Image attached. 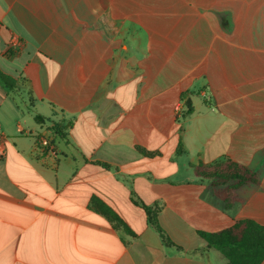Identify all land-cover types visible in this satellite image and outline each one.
I'll return each mask as SVG.
<instances>
[{
  "label": "crops",
  "instance_id": "obj_1",
  "mask_svg": "<svg viewBox=\"0 0 264 264\" xmlns=\"http://www.w3.org/2000/svg\"><path fill=\"white\" fill-rule=\"evenodd\" d=\"M0 71V264H228L199 232L264 226V0H0ZM224 159L261 175L231 207Z\"/></svg>",
  "mask_w": 264,
  "mask_h": 264
},
{
  "label": "trees",
  "instance_id": "obj_2",
  "mask_svg": "<svg viewBox=\"0 0 264 264\" xmlns=\"http://www.w3.org/2000/svg\"><path fill=\"white\" fill-rule=\"evenodd\" d=\"M0 83L6 91L17 88L16 80L0 71ZM59 127V126H58ZM178 154L185 153L179 145ZM145 153V152H144ZM195 173L202 179L211 181L214 194L225 201L228 207L238 201V191L246 187H259V171L250 169L231 159H224L213 164L199 163L194 167ZM93 207L106 216L118 228L132 233L121 217L109 206L94 199ZM147 215L148 224L159 235L166 246H176L161 227L157 206L140 204ZM209 247L218 250L228 264H262L264 262V226L252 219L237 220L228 228L219 232H199Z\"/></svg>",
  "mask_w": 264,
  "mask_h": 264
},
{
  "label": "rangeland",
  "instance_id": "obj_3",
  "mask_svg": "<svg viewBox=\"0 0 264 264\" xmlns=\"http://www.w3.org/2000/svg\"><path fill=\"white\" fill-rule=\"evenodd\" d=\"M161 222V226L165 227L166 231H168L174 237V239L182 242L187 241V236H184L176 229L178 228L176 221H174L173 219L170 220L167 215H164L161 219Z\"/></svg>",
  "mask_w": 264,
  "mask_h": 264
},
{
  "label": "built area",
  "instance_id": "obj_4",
  "mask_svg": "<svg viewBox=\"0 0 264 264\" xmlns=\"http://www.w3.org/2000/svg\"><path fill=\"white\" fill-rule=\"evenodd\" d=\"M1 138H2V135L0 134V139H1ZM2 153H3V152H2V151H0V155H2Z\"/></svg>",
  "mask_w": 264,
  "mask_h": 264
}]
</instances>
